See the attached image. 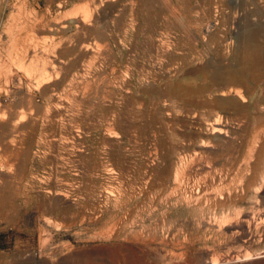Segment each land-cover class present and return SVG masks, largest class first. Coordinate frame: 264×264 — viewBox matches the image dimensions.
<instances>
[{
    "label": "rangeland",
    "instance_id": "obj_1",
    "mask_svg": "<svg viewBox=\"0 0 264 264\" xmlns=\"http://www.w3.org/2000/svg\"><path fill=\"white\" fill-rule=\"evenodd\" d=\"M15 2L2 263L264 264V0Z\"/></svg>",
    "mask_w": 264,
    "mask_h": 264
},
{
    "label": "crops",
    "instance_id": "obj_2",
    "mask_svg": "<svg viewBox=\"0 0 264 264\" xmlns=\"http://www.w3.org/2000/svg\"><path fill=\"white\" fill-rule=\"evenodd\" d=\"M16 1L18 2V0ZM46 1L48 4L47 6H44L45 9L43 10H47V8L51 9V11L55 14V17L62 16V14H66L67 12H71L75 10V8L80 7L81 5H84V4H89L92 7L94 4L98 6L99 1H102L100 5V7L102 8L108 5L110 7L112 6V4L116 5L114 3L116 0H46ZM35 7H36L35 5L32 6L29 3H23V4H17L16 2L12 4L0 3V24H1V19L3 18V15L5 12H20L24 10L25 11H32V10L37 11ZM0 251H3V249H0ZM1 256L2 255H0V257ZM0 264H3L1 260H0ZM27 264H37V263L35 260H31L27 262Z\"/></svg>",
    "mask_w": 264,
    "mask_h": 264
},
{
    "label": "bare ground",
    "instance_id": "obj_3",
    "mask_svg": "<svg viewBox=\"0 0 264 264\" xmlns=\"http://www.w3.org/2000/svg\"><path fill=\"white\" fill-rule=\"evenodd\" d=\"M213 131L222 134L224 131V127L223 125H221V123L216 121V123H214Z\"/></svg>",
    "mask_w": 264,
    "mask_h": 264
},
{
    "label": "trees",
    "instance_id": "obj_4",
    "mask_svg": "<svg viewBox=\"0 0 264 264\" xmlns=\"http://www.w3.org/2000/svg\"><path fill=\"white\" fill-rule=\"evenodd\" d=\"M4 237H5V234H0V249L8 248L6 245L1 244V240L4 239Z\"/></svg>",
    "mask_w": 264,
    "mask_h": 264
}]
</instances>
